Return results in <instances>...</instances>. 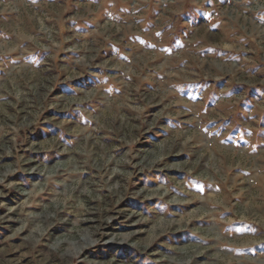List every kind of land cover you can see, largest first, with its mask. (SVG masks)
Here are the masks:
<instances>
[{
    "label": "rangeland",
    "instance_id": "rangeland-1",
    "mask_svg": "<svg viewBox=\"0 0 264 264\" xmlns=\"http://www.w3.org/2000/svg\"><path fill=\"white\" fill-rule=\"evenodd\" d=\"M0 264H264V0H0Z\"/></svg>",
    "mask_w": 264,
    "mask_h": 264
}]
</instances>
